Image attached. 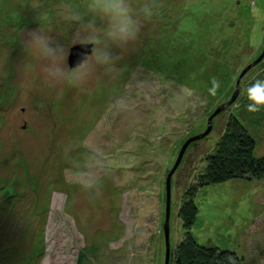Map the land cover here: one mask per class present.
<instances>
[{
	"label": "rangeland",
	"instance_id": "1",
	"mask_svg": "<svg viewBox=\"0 0 264 264\" xmlns=\"http://www.w3.org/2000/svg\"><path fill=\"white\" fill-rule=\"evenodd\" d=\"M131 2L153 10L137 39L111 65L90 53L70 68L86 0H0V264H76L89 247L87 264H165L167 178L191 142L170 179V264L184 195L230 116L264 157V0ZM38 31L56 55L27 50ZM194 200L197 243L264 264V180Z\"/></svg>",
	"mask_w": 264,
	"mask_h": 264
},
{
	"label": "trees",
	"instance_id": "2",
	"mask_svg": "<svg viewBox=\"0 0 264 264\" xmlns=\"http://www.w3.org/2000/svg\"><path fill=\"white\" fill-rule=\"evenodd\" d=\"M244 178L264 180V157L255 156V140L238 117L230 116L224 134L207 158L204 169L197 174L195 184L186 191L178 212L185 236L176 245L170 264H241L242 258L227 250L197 243L189 233L196 222V193L204 187ZM85 248L77 255L76 264H87Z\"/></svg>",
	"mask_w": 264,
	"mask_h": 264
},
{
	"label": "clouds",
	"instance_id": "3",
	"mask_svg": "<svg viewBox=\"0 0 264 264\" xmlns=\"http://www.w3.org/2000/svg\"><path fill=\"white\" fill-rule=\"evenodd\" d=\"M152 14L151 5L134 6L131 0H86L82 8H74L71 18L78 26V42L91 45V56L85 63H114L119 52L137 39L141 19L150 18ZM25 46L40 57H52L59 50L53 37L39 31L31 35ZM65 75L71 79L77 74L69 69Z\"/></svg>",
	"mask_w": 264,
	"mask_h": 264
},
{
	"label": "water",
	"instance_id": "4",
	"mask_svg": "<svg viewBox=\"0 0 264 264\" xmlns=\"http://www.w3.org/2000/svg\"><path fill=\"white\" fill-rule=\"evenodd\" d=\"M91 53V45H84L79 44L70 49V55L68 57V63L69 67L72 68L76 65H79L83 60L87 58V56ZM238 92V91H237ZM237 92L235 95H237ZM210 124V123H209ZM210 128V127H209ZM191 142H187L181 149L179 157L177 159V163L173 169L172 172H170L168 178H167V184H166V210H165V223L163 226V232H164V238H165V246H166V260L165 264H168V252H169V210H170V179L171 176L179 164L181 157L183 156V153L185 152L187 146Z\"/></svg>",
	"mask_w": 264,
	"mask_h": 264
}]
</instances>
